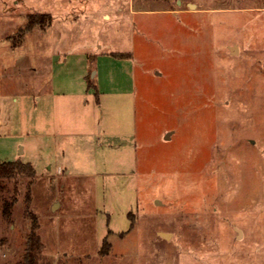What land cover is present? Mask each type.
Segmentation results:
<instances>
[{
	"label": "rangeland",
	"instance_id": "374dc122",
	"mask_svg": "<svg viewBox=\"0 0 264 264\" xmlns=\"http://www.w3.org/2000/svg\"><path fill=\"white\" fill-rule=\"evenodd\" d=\"M15 162L0 264H264V0H0Z\"/></svg>",
	"mask_w": 264,
	"mask_h": 264
},
{
	"label": "trees",
	"instance_id": "16d2710c",
	"mask_svg": "<svg viewBox=\"0 0 264 264\" xmlns=\"http://www.w3.org/2000/svg\"><path fill=\"white\" fill-rule=\"evenodd\" d=\"M44 25L46 26L51 25V19L49 15L29 16L27 25L25 26L24 29H21L19 31V37H23L25 33L29 32L34 27L44 26ZM113 57L118 58V59L120 58L125 59L122 55H114ZM21 176L23 177L25 176L29 180V185H30V180L34 178L35 171L31 165L22 164L20 162L0 164V180L11 181ZM27 199H28V196H27ZM28 200H26L27 204L29 202ZM12 205L13 203L3 204L2 215L6 221H9L10 209ZM27 209H26V213H27L26 215L32 218L33 221L30 227L29 234L26 237L25 254L23 256L22 261L18 264H38L39 255L41 254L43 250V245L41 243L40 238L36 234L35 218L32 216V214Z\"/></svg>",
	"mask_w": 264,
	"mask_h": 264
},
{
	"label": "water",
	"instance_id": "95a60500",
	"mask_svg": "<svg viewBox=\"0 0 264 264\" xmlns=\"http://www.w3.org/2000/svg\"><path fill=\"white\" fill-rule=\"evenodd\" d=\"M165 139H168V136H166ZM162 237L165 238V239H168V236H162Z\"/></svg>",
	"mask_w": 264,
	"mask_h": 264
},
{
	"label": "crops",
	"instance_id": "0c3cea01",
	"mask_svg": "<svg viewBox=\"0 0 264 264\" xmlns=\"http://www.w3.org/2000/svg\"><path fill=\"white\" fill-rule=\"evenodd\" d=\"M22 152V151H21ZM22 154V153H21Z\"/></svg>",
	"mask_w": 264,
	"mask_h": 264
}]
</instances>
